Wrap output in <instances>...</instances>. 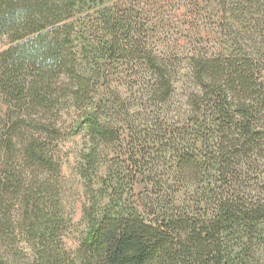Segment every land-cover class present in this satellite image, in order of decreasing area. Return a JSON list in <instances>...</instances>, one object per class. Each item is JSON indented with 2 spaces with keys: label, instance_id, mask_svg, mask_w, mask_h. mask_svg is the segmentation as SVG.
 <instances>
[{
  "label": "trees",
  "instance_id": "trees-1",
  "mask_svg": "<svg viewBox=\"0 0 264 264\" xmlns=\"http://www.w3.org/2000/svg\"><path fill=\"white\" fill-rule=\"evenodd\" d=\"M0 264H264V0H0Z\"/></svg>",
  "mask_w": 264,
  "mask_h": 264
},
{
  "label": "rangeland",
  "instance_id": "rangeland-1",
  "mask_svg": "<svg viewBox=\"0 0 264 264\" xmlns=\"http://www.w3.org/2000/svg\"><path fill=\"white\" fill-rule=\"evenodd\" d=\"M69 120L65 116L64 120ZM81 135H71L70 132L64 134L62 141L59 143L61 151V159L63 165V175L66 182V197L68 198V208L73 213L74 226L66 234L67 246L74 249L81 237L83 225L79 224L81 215V199L82 187L77 175L75 174V166L78 160V152L82 147ZM70 199V200H69Z\"/></svg>",
  "mask_w": 264,
  "mask_h": 264
}]
</instances>
